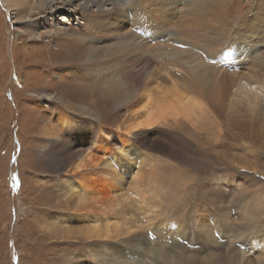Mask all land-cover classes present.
I'll return each instance as SVG.
<instances>
[{
    "label": "rangeland",
    "instance_id": "rangeland-1",
    "mask_svg": "<svg viewBox=\"0 0 264 264\" xmlns=\"http://www.w3.org/2000/svg\"><path fill=\"white\" fill-rule=\"evenodd\" d=\"M250 1L234 0L232 20L226 21L235 26L243 23L250 13ZM73 2L54 15L43 7L34 10L28 6L24 20L20 21L6 1L0 0V264H111L116 259L115 253H126L139 260L142 256L131 252L130 245L140 238H149L150 244L154 243L160 216L191 224L195 215L204 213L202 216L213 226L226 215L225 221L235 231L247 210L264 211V116L257 115L260 105L245 98L258 92L264 105V78H248L252 77L249 68H258L264 74V33L255 40L263 44L250 49L245 56L244 49L251 45L236 39L238 28L210 36L198 35L199 44L192 48L185 45V33L178 24L171 26L173 35L165 32V28H158V33L151 30V26H155L154 31L157 29L155 18L165 15L160 12V5L151 2L147 7L145 22L149 30L145 36L134 29L137 21L143 20L132 17L129 21L114 19L115 25L108 21L112 17L109 15L104 17L103 29L97 30L89 17L75 11L82 1ZM261 3L264 7V0ZM63 16L69 21H62ZM30 19L36 21L25 23ZM123 25L125 36L132 37L135 32L149 41L153 55L162 47L163 53L169 51L172 59H166L169 68L166 74H160L165 64L160 66L155 59L157 62L146 75L145 64L133 61L131 50L127 51L131 57L125 59L129 63L128 75L116 80L101 78L98 66L104 57L99 52L118 40V32L108 34L104 28L121 29ZM94 53L97 55L93 56ZM252 55L260 60L254 59L258 61L250 64ZM215 63L220 69H214L218 77L208 78L212 80L211 91L193 92L204 105L198 120L170 117L150 128L133 130L130 136L152 156V161L143 162L142 168L148 175L145 182L151 178L158 184V195L151 194L158 201L156 212L148 216L133 201L127 215L137 220V227H133L131 234L116 239L67 238L71 229H84L88 219L77 217L76 199L69 195L64 181L75 176L79 162L88 164L97 151L111 158L109 150H101L100 130H112L109 137L105 133L103 137L116 149L132 118L133 103H120L113 97L116 88L109 90L112 83L134 90L138 97L147 83H156L148 78L160 75L158 81L167 85L174 79L192 80L191 72L214 68ZM170 71L185 74L186 78H172ZM67 117L78 123L74 129L62 125V118ZM47 128L55 135L45 134ZM140 167L135 164L130 176H124L125 188L131 186ZM131 197L134 200L133 194ZM240 203L245 207L238 208ZM109 217L114 221V215ZM152 217L158 218L147 224L146 219ZM262 220L264 223V213ZM172 231L166 234L167 242L170 247L179 243L180 247L174 248L177 252L183 250L191 255L201 248L193 243V238H182L186 231L182 237L171 234ZM220 233L216 237L218 245L209 244L203 252L205 256L232 254L241 259V264L248 258L264 264L261 251L252 252L242 245L244 237L227 240ZM142 243L145 244L144 240ZM105 252L106 257H102ZM143 257L149 262L152 251Z\"/></svg>",
    "mask_w": 264,
    "mask_h": 264
},
{
    "label": "bare ground",
    "instance_id": "bare-ground-1",
    "mask_svg": "<svg viewBox=\"0 0 264 264\" xmlns=\"http://www.w3.org/2000/svg\"><path fill=\"white\" fill-rule=\"evenodd\" d=\"M5 1L7 5H9V7L15 11V14L18 15L20 21L22 19L24 20L26 10H28V6L34 10L43 7L44 9H47L48 12L54 15L57 10L66 9V7L72 6L74 3V0H40V2H37L35 0ZM81 1L82 2L75 8V11L83 13L87 17H89L90 22L94 24L97 30H100L103 23L106 22L104 17H108L109 15H111L112 17H108V21L110 20L114 24L116 23L114 19L117 20L118 18H120L121 20V18H123V20L129 21L128 19L131 20L132 17L143 20L142 22L137 21L134 29L141 30L146 36L149 28H147L148 25L145 22L147 18V14L145 15V12L147 10V7L150 6L149 3L152 2L155 5H160V12L165 15L161 17L157 16L155 18L153 23L158 24V26L155 31L152 29L155 26H151V30L156 33L158 28H165L167 29L165 30V32L169 31V33H172L171 35H173L174 31L172 30L171 26H175L176 24H178L177 26L183 31V33H185V45L192 48L198 46L199 44V41L197 40L198 35L210 36L212 34L226 32L227 29L231 28H238V37H236V39L239 38L238 41L246 43L247 45H251L249 46V48L244 49V52L242 53L244 54L243 56H245V54H249L248 52L250 51V49H255L258 44H263L261 42L255 41L257 38L262 37V34L264 33V7L262 6L261 0L250 1V13L242 20L244 22L240 23L238 26H235L231 21H226L232 20L230 19L232 17L230 14H232L231 8H233L232 5L234 0ZM258 3L260 4L259 6H257ZM108 6L110 8H108ZM62 18H64L61 19L62 21H69V19L64 16ZM99 18H102L104 20H99ZM174 18H177L178 21L174 22ZM35 21L36 20L34 19H30L27 21L25 20V23ZM125 26L126 25H123L121 29H115L116 26L104 28V30H106V33L108 34L118 32L116 36L118 40L114 42L113 46H109L106 49H103L102 52H99L101 53V56L104 57L103 63L101 62L102 64L98 66V73L100 76H102L101 78H115L114 80H116L119 77L122 78L123 75H128L129 73H127V67L129 63L128 60L125 59H127V57H131V54L127 52L131 50H133V52L135 53H133V61L145 64L144 73L146 75L151 71L150 66L155 65V62H157L156 60H158V64H160V66L165 64L160 68V74H166V71L169 70L166 65V59H172L170 57L169 51L163 53L164 49L162 47L157 52V54L155 53L156 55H153V50H150L151 44H149V41H146V39L141 38V34L138 35L133 32L132 37H127L124 35L125 30H123V28ZM56 33L58 34V31ZM119 35H124V37L120 38ZM165 38H167V36ZM167 39L173 41V38H171V36ZM177 42L178 40L176 41L175 39L174 43ZM163 43L164 42H162V45H165V43ZM117 54L119 56L124 55L125 57L123 56L122 58H117L115 57V55ZM92 55L95 56L97 55V53H94ZM149 55H153L155 58L148 57ZM233 57L237 59V55ZM251 57L253 58V60L250 64H254L253 62L258 61H255L254 59L260 60V58H258L256 55H252ZM89 58L94 59L93 57H91V55L89 56ZM191 58L194 59L193 57ZM222 61H225L224 58L222 59ZM222 61L219 62L217 60V63H222ZM207 63L210 64L208 61ZM217 63L214 64L216 66H214V68L213 66H210L208 70L191 72L190 75L191 78H193L192 80L177 81L176 79H174L173 82L167 85L163 81H158V78H161L160 75H156V78H148V80L155 79L156 83L152 85L150 83H147L142 93H140L138 97H136V92L134 90H130L123 85H119L118 87L114 85V83H112L109 90H111V88H116V90H114V92L111 94L113 97L118 98V101H120V103H133L134 107H132L131 111L132 118L127 122L125 129L120 136V144L116 149L109 146L107 138L103 137V133H105L106 136L109 137L112 130H107L106 128L100 130L102 141L101 150H105V152L109 150V152L112 153L111 158H108V156L104 157L97 151L96 155L92 157L88 164L82 165V162H79L77 164L76 171H74L75 176L64 181L63 186L66 188V190H68V192L70 191L69 195L73 196L76 199L74 206H76V210L78 213L77 217L88 219V225L84 229L82 227V229H71L67 235V238H72L73 236H79L80 238V236H84L87 239H102L105 237L116 239L118 237L131 234L133 232V227H137V220L132 219V216L128 217L127 215V211L130 209V204H132L133 201L139 204L138 209L142 210L148 216L152 212H156L154 208L158 209V201L155 199V197H152L151 194L158 195V184L155 179L151 180V178H149L148 181L145 182V179L146 177L148 178V175L143 172L142 168V163L152 161V156L141 150L139 148V145H137L133 141V138L130 136L133 135V130H140L146 127L150 128L170 117L175 120L179 117L197 119L199 113L204 111V105L200 101L199 96L193 94V92H203L207 94L211 91L212 80H209L208 78L218 77V75H215L218 72L214 71L215 68L220 69ZM249 69L250 70L248 74L252 73V77L248 78H264V74H261V70H258V68ZM96 70L97 69H95V72H97ZM173 72L170 71V73L172 74V78H186L185 74ZM250 91V93H253L251 89ZM257 95L260 94L258 92L252 94V96L254 97L249 94L245 98L247 99V101L249 100L250 103L254 101L257 106L260 105V109L262 111L259 109L257 115L261 117L264 116V105L261 104V98L259 99ZM62 119V125H64V127L66 128L74 129L78 125V123L73 122L69 117ZM44 133L55 135L54 133L50 132L49 128H47ZM137 163H139L141 167L137 171L135 177H133L131 186L125 188L123 184V180L125 179L124 176H130V174L132 173V166H135V164ZM84 166L88 167V169L84 170ZM151 166V169H153V164H151ZM113 172H115V175ZM147 172H149V170ZM132 194L134 195V200L131 197ZM238 205V208L245 207L241 203ZM263 213L264 211L262 209L247 210L242 217V224L235 231L234 229L233 231L231 230V227H229V225L227 224L228 222L225 221L227 217L226 215L222 216L223 214H221L222 220L218 221V223L216 222L213 226L210 221H207L205 216H202L204 213H201L200 216L195 215L194 220L192 219L193 223L191 224L186 223L183 220L171 221L165 216H160V219L157 222L158 229L154 234L156 237V241L154 240V243L150 244L151 240L149 238H140L135 239V242L130 245L131 252L141 255V259L135 260V258L133 257V259H131L127 256L126 253L122 255L115 253L114 256L116 257V259L112 260L114 262L111 264H241V259H239V257L237 258L236 255L226 254L220 256L217 255V257H215L205 256L203 252H205L206 249L208 250L209 244L218 245L216 237L218 234H222L220 232H223L224 237L227 236V240L228 238L230 240L238 238L239 240V238L244 237L242 245L245 244V246H247L252 252L261 251L260 256H263ZM110 215L115 216L114 221L110 220ZM157 218L158 217H152L146 219V223L151 225L150 221ZM197 230H199V232H202L199 233ZM171 231V234L180 237H182V233L186 231V233H183L185 235L182 238H186L187 236V239L193 238V243L200 244L201 248L191 255H186L183 250L177 252L174 248L180 247V244L174 242L173 246L170 247V244H168L167 242V239L169 237L166 234L170 233ZM188 231L189 233L187 235ZM196 231L198 232V234L194 235V233H197ZM163 239H165V241ZM143 240L145 244L142 243ZM114 250L120 251L122 249L115 248ZM148 250L152 251L153 256L150 258L149 262L146 261L143 257L145 253L149 252ZM106 253L107 252H105L102 257H106ZM101 254L103 253L101 252ZM245 264H258V261L253 262L252 259L248 258Z\"/></svg>",
    "mask_w": 264,
    "mask_h": 264
}]
</instances>
